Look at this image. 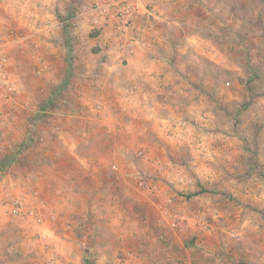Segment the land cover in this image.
<instances>
[{
  "label": "rangeland",
  "instance_id": "obj_1",
  "mask_svg": "<svg viewBox=\"0 0 264 264\" xmlns=\"http://www.w3.org/2000/svg\"><path fill=\"white\" fill-rule=\"evenodd\" d=\"M53 1L44 4L53 23L43 25L53 41L44 55L54 62L35 74L25 45H9L18 55L5 66L15 92L0 91V121L17 131L0 127L7 150L0 158L13 157L0 171L7 190L34 183L28 166L41 160L42 150L73 141L72 129H53V122L96 118L92 129L81 131L80 149L91 150L107 125L99 124L89 103L95 94L115 102V82L105 80L113 46L89 25L92 0H59L57 9ZM149 1L158 17L144 36L161 41L160 54L181 57V70L193 77L192 103L174 111L184 122L175 130L173 123L172 131L151 125L157 143L149 156L135 153L142 144L128 148L132 186L118 200L121 218L112 207L110 213L98 207L66 215L89 228L96 223L94 239L84 227L40 235L37 227L2 214L0 264H264V0ZM31 19L27 25L40 17ZM18 29L27 32L26 25ZM193 39L195 48L187 44ZM167 40L175 47L166 48ZM7 67L22 72L13 79ZM16 93L28 108L18 116L9 113ZM137 180L152 181L156 192L137 191Z\"/></svg>",
  "mask_w": 264,
  "mask_h": 264
},
{
  "label": "crops",
  "instance_id": "obj_2",
  "mask_svg": "<svg viewBox=\"0 0 264 264\" xmlns=\"http://www.w3.org/2000/svg\"><path fill=\"white\" fill-rule=\"evenodd\" d=\"M54 1L53 9L59 8L61 1ZM45 2L46 0H0V27L3 22H8L17 28L21 24L27 26V32H24L23 35L20 34L23 41H20L17 46L11 47L23 50L21 45H25L30 71L38 75L44 72L49 63L54 62L53 60L48 62V57L46 58L44 55L45 44L49 45L53 42L43 25L44 22L53 23L52 8L44 7ZM37 16L40 19L36 23L41 24L39 32L34 30L35 23L27 25L32 21V17ZM30 33L31 38L29 37ZM159 42L161 41L157 42L155 38H147L145 46L137 47L126 60L115 61L110 56L109 61L105 63L108 71L106 77L104 76L105 80L115 82L113 88L111 87L113 91L109 93L116 97L113 99L115 102H111L100 96L102 98L99 99L105 104V107L100 110L96 109L92 102L89 103V108L94 109L101 116L102 121L99 124L107 125L105 138H102L95 148L83 151L80 149V145L84 142L81 131L88 127V129H92L95 122L98 121L96 118L89 116L84 119V115H80L82 119L80 122L74 120L69 123L63 119L56 120V123L53 122V129L59 131L66 127L72 129L75 133L73 141L69 142L64 139L54 150L52 148L50 150L49 147L42 150L41 160L35 165L33 163L28 166L30 168L28 172L34 177V183L27 186L20 184L12 186L13 190L26 192L29 195L35 191L38 195L46 208L45 231L52 233L56 228H61L66 233L65 231L71 230L72 227L88 229L86 223L82 225L81 222L68 220L71 212L76 214L82 208L97 210L100 207L110 213L112 207L121 218L123 212L118 200L124 198V191L132 186L125 171L130 163L128 148L134 144H142L143 149H137L135 153L137 154V151L141 150L149 156L153 153L157 143L152 139L151 125L158 126V122H160L163 128L167 126V130L170 128L172 131L173 123L175 126L173 130H175L180 126V122H184L180 114L174 111L182 112L192 103L190 99L193 90V77H189L187 71L181 70L180 65L183 64L180 61L181 57L171 58L159 53L158 47L162 46ZM187 42L195 48L196 41L194 39L193 41L187 40ZM164 43L166 48L175 47L168 40ZM9 48V45L4 44L0 28V54L4 53L10 63L18 55L15 50H9ZM155 51H157L156 55H154ZM17 52L20 53V51ZM187 60L186 58L185 64L188 63ZM7 70L13 79H17L22 72L21 67L15 69L7 67ZM188 77L189 82H187ZM184 82L185 84H183ZM172 95H175L176 98ZM44 96L43 98H47L48 93L45 92ZM98 96L95 94L94 98ZM17 98L18 94L16 93L12 99L15 103L9 107V113L14 116L21 115L22 109H28L27 103L20 102V99ZM78 113L82 114L80 111ZM3 121H0V127L5 128L10 135H14L17 127L9 122V125L4 126L6 120ZM1 146L2 144H0V156L7 151H3L4 148L2 149ZM113 165L115 168H112ZM133 186L134 189L140 191L138 180ZM2 214L5 213H0V233L4 225L1 221ZM8 216L9 222L11 220L18 221V219ZM95 229L96 223H92V228L87 230L91 234V239L95 238Z\"/></svg>",
  "mask_w": 264,
  "mask_h": 264
},
{
  "label": "built area",
  "instance_id": "obj_3",
  "mask_svg": "<svg viewBox=\"0 0 264 264\" xmlns=\"http://www.w3.org/2000/svg\"><path fill=\"white\" fill-rule=\"evenodd\" d=\"M158 17V9L149 0H92L88 10V20L91 29L100 36H106L113 46L111 53L115 61L126 60L135 49L145 46L144 31L152 28ZM2 35L5 45L17 46L20 41L19 29L12 24L2 23ZM40 23H35L34 30L39 32ZM31 38V33L29 35ZM24 43V42H23ZM23 44L21 45V47ZM7 56L0 54V91L4 94H14L15 86L8 78L5 70ZM92 104L100 110L105 107L101 99L93 98ZM141 157L145 153L137 151ZM115 168V165L112 166ZM138 186L143 191L156 192V185L150 180H139ZM46 208L35 191L29 195L26 192L7 190L0 172V213L8 214L38 228L40 235L45 232Z\"/></svg>",
  "mask_w": 264,
  "mask_h": 264
},
{
  "label": "trees",
  "instance_id": "obj_4",
  "mask_svg": "<svg viewBox=\"0 0 264 264\" xmlns=\"http://www.w3.org/2000/svg\"><path fill=\"white\" fill-rule=\"evenodd\" d=\"M12 160L13 157L11 155H4L2 158H0V171L3 170L7 164L11 163Z\"/></svg>",
  "mask_w": 264,
  "mask_h": 264
}]
</instances>
